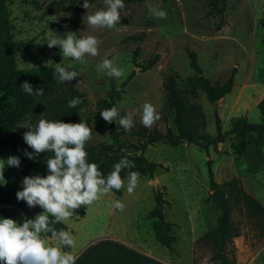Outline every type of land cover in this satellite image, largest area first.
Masks as SVG:
<instances>
[{
	"label": "rangeland",
	"instance_id": "obj_1",
	"mask_svg": "<svg viewBox=\"0 0 264 264\" xmlns=\"http://www.w3.org/2000/svg\"><path fill=\"white\" fill-rule=\"evenodd\" d=\"M36 1L39 5L8 0L15 39L46 43L50 36L76 31L78 35H94L100 41L99 55L86 57L87 63L81 65L71 58L63 61L79 74L71 81L87 98L88 106L81 114L92 128L93 143L111 142L112 126L117 127L123 141L137 142L131 130L144 126L138 114L144 102L153 104L160 117L149 129L165 131L168 124L164 119L167 112L163 83L172 73H179L185 80L194 74L187 49L197 53L204 75L213 82H225L235 72V84L227 99L223 97L217 104H211L203 91L196 93L194 102L204 115L199 124L201 132L218 135L216 112L222 131L231 127L234 118L247 113L250 121H261L256 102L264 98V0H124L120 21L113 29L87 25V10L78 11L72 7L52 14L48 6L57 0ZM223 2L225 8L221 12ZM52 6L58 7L57 4ZM149 6L165 10L166 18L150 15ZM103 7V0H97L88 11L91 13ZM141 34L144 36L141 41L131 39ZM59 53L58 46L44 52L35 46L18 48L16 69L55 67L54 63L62 60ZM156 53L161 55L157 63L142 72L137 63H146ZM105 56L124 70L123 77L114 78L113 82L112 77L96 71L97 63ZM134 71L135 75L130 78ZM124 82V92L118 96L117 105L120 115L133 114V127L128 131L118 122H105L97 107L99 100L109 99L113 87L119 88ZM20 132L23 134L24 130ZM254 140L251 138L242 144L235 137L227 136L209 150L194 143L177 147L163 143L149 145L145 155L162 166L153 177L139 176L131 193L124 180L122 195L111 191L99 196L92 205L76 209L65 222L66 231L76 242L70 250L78 256L90 244L112 238L168 264H220L211 259L210 244L202 238L206 231L216 226L220 214L213 202L206 201L210 161L218 182L239 173L243 175L241 185L243 183L264 199V172L246 171L241 159L235 158L240 151L251 147ZM156 192L163 193L166 200L163 211L177 236L172 248L157 241L153 219L148 217L156 205ZM115 200L123 203V209L110 206L109 202ZM24 216L20 211L11 218L21 221ZM233 217L241 230V235L234 239L237 258L238 255L243 258L239 264H245L251 258H254V264H264V236L255 221L249 219L245 208L239 205L235 207ZM45 238L54 239L51 236Z\"/></svg>",
	"mask_w": 264,
	"mask_h": 264
},
{
	"label": "trees",
	"instance_id": "obj_2",
	"mask_svg": "<svg viewBox=\"0 0 264 264\" xmlns=\"http://www.w3.org/2000/svg\"><path fill=\"white\" fill-rule=\"evenodd\" d=\"M26 3L39 5L36 0H21ZM57 0L48 6L50 13L55 14L59 10L68 11L75 7L78 11H85L81 5L83 0ZM97 0H89L92 5ZM57 4L54 8L52 5ZM225 2L222 4L221 12L224 11ZM11 10L8 0H0V159L6 160L9 156L20 157L19 168L5 166V183L0 185V216L13 217L22 211L25 216L32 217L42 211L41 208H29L24 201H18L16 192L21 187V180L24 175L46 174V164L50 153L42 152L38 159H28L25 151H32L24 142L20 130L26 128L17 127L19 124L32 122L40 118L53 120H64L65 122L84 121L82 110L88 106L87 98L72 81L58 83L53 78V66H32L22 70L16 69L18 48L35 46L40 52L48 49L46 43L35 42L34 40H17L14 37L11 25ZM223 22V20H222ZM143 34L133 36L131 39L141 41ZM264 40V38H263ZM139 47L133 57L136 56ZM189 64L194 72L186 80L179 73L170 74L164 81L166 90V115L165 122L168 127L165 131L158 128L150 130L149 127L140 126L131 130L137 142L123 141L121 133L116 126L111 128V142L95 144L90 139L86 143L88 159L95 162L102 173L106 176L113 168V165L123 157L134 162V168L121 171V178L124 179L128 172L136 171L139 176L153 177L162 165L159 162L149 160L145 151L149 145L156 143L169 144L177 147L182 144L194 143L201 148L209 150L210 146L224 141L227 136H233L242 144L254 138L253 145L239 152L236 157L246 154L248 151L264 145V98L258 103L261 114L260 122H252L247 116H238L231 121V127L222 131L219 115L217 116V136H212L200 131L199 124L203 121V113L199 105L194 102L196 93L201 90L205 98L211 104H217L219 100L228 95L235 84V72L225 82H213L204 75L202 66L199 63L197 53L187 49ZM161 55L156 53L146 63H137V66L145 72L153 67ZM135 75L131 73L130 78ZM113 82L115 81L114 78ZM27 81L32 88H42L43 95L35 96L26 94L21 84ZM122 83L119 88L113 87L109 99L99 100V110L117 105L118 96L124 92ZM73 97H79L81 103L76 108H69L68 101ZM209 195L206 201L213 202L219 209L220 214L216 226L206 231L202 238L210 244L211 259L220 264H239L237 260V248L234 239L241 235L240 226L233 217V211L237 205L245 208L248 218L255 221L261 235L264 236V207L254 196L244 189L239 178H231L218 182L210 161L209 170ZM126 180V179H125ZM118 196L123 194L120 190H112ZM156 205L148 213L153 219V231L155 237L162 245L172 248L177 241V236L172 232L173 224L168 221L163 211V204L166 202L162 192H156ZM57 230L68 228L65 222L54 225ZM51 236L45 234V237ZM76 264H168L156 257L143 253L130 247L124 242L112 239H100L86 248L77 256Z\"/></svg>",
	"mask_w": 264,
	"mask_h": 264
},
{
	"label": "clouds",
	"instance_id": "obj_3",
	"mask_svg": "<svg viewBox=\"0 0 264 264\" xmlns=\"http://www.w3.org/2000/svg\"><path fill=\"white\" fill-rule=\"evenodd\" d=\"M103 8L89 13V0H83L82 7L87 10V25L93 28L113 29L120 21V10L125 7L124 0H103ZM150 15L164 19L167 13L162 8L149 6ZM47 46H58L62 60L54 63L53 78L65 83L78 77V72L63 63L66 58L81 65L87 63L86 57L99 55L100 41L94 35H78L76 31H66L63 35L50 36ZM71 69V70H69ZM96 71L112 78H121L124 70L117 67L112 59L105 56L96 65ZM28 95L42 96L43 89L35 91L27 82L21 84ZM81 103L79 97L68 101L69 108ZM140 122L151 127L158 120L159 112L149 102H144L139 111ZM132 113L120 115L116 106L100 111V117L107 123L115 122L128 131L133 127ZM26 128L23 133L25 144L32 151H25L28 159H38L42 152L50 153L46 164V174L24 175L21 187L16 192L18 201H24L29 208L39 207L41 212L32 217L24 216L21 221L0 216V264H76L78 257L70 250L75 247L73 235L64 229L57 230L54 225L63 223L73 216L75 210L90 206L99 196L112 190H120L127 180V191L131 193L138 183L139 173L128 172L122 179L121 171L134 168V162L121 158L105 176L95 162L88 159L86 143L91 139L92 128L85 121L65 122L40 118L19 124ZM19 168L21 159L9 156L0 159V185L5 183V166ZM110 206L123 209L120 200L110 201ZM50 234L53 240L45 238Z\"/></svg>",
	"mask_w": 264,
	"mask_h": 264
},
{
	"label": "crops",
	"instance_id": "obj_4",
	"mask_svg": "<svg viewBox=\"0 0 264 264\" xmlns=\"http://www.w3.org/2000/svg\"><path fill=\"white\" fill-rule=\"evenodd\" d=\"M224 99H227V95L225 96ZM260 100H258L256 102V105H258ZM247 114H244V115H246L248 117ZM235 158L236 159H241V161L245 165L244 169L246 171H249V172H252V173L264 172V145L256 147V148L248 151L246 154H244V155H242L240 157H235ZM232 176H235V177H239L240 176V178H239L240 180H241V178H243V175H240L239 173H236V175H232ZM242 185H243V183H242ZM244 188L247 191V193H250L252 196H254L256 198V200L264 207V199H261V197H259L256 193H254V191H252V189H248L245 186H244ZM237 259H238V263L239 262L242 263L241 260L243 258H240V255H238Z\"/></svg>",
	"mask_w": 264,
	"mask_h": 264
},
{
	"label": "built area",
	"instance_id": "obj_5",
	"mask_svg": "<svg viewBox=\"0 0 264 264\" xmlns=\"http://www.w3.org/2000/svg\"><path fill=\"white\" fill-rule=\"evenodd\" d=\"M245 264H254V258L247 260Z\"/></svg>",
	"mask_w": 264,
	"mask_h": 264
},
{
	"label": "water",
	"instance_id": "obj_6",
	"mask_svg": "<svg viewBox=\"0 0 264 264\" xmlns=\"http://www.w3.org/2000/svg\"><path fill=\"white\" fill-rule=\"evenodd\" d=\"M154 183H155L154 185L156 186V182H154Z\"/></svg>",
	"mask_w": 264,
	"mask_h": 264
}]
</instances>
